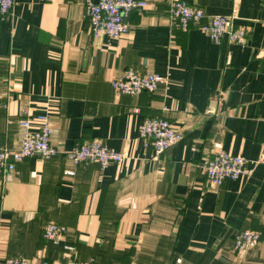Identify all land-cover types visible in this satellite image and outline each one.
<instances>
[{"label": "crops", "instance_id": "obj_1", "mask_svg": "<svg viewBox=\"0 0 264 264\" xmlns=\"http://www.w3.org/2000/svg\"><path fill=\"white\" fill-rule=\"evenodd\" d=\"M146 1L117 38L92 32L87 0H15L0 15V145L17 149L22 122L48 114L62 151L27 157L0 178V260L264 264V0L239 1L244 44L216 43L195 24L174 30L169 0ZM186 1L212 15L233 6ZM127 69L169 84L118 94L112 80ZM150 117L182 133L158 156L141 135ZM94 138L125 160L102 168L65 156ZM218 150L243 155L250 172L213 186L203 161ZM50 222L66 233L46 239ZM246 229L262 238L240 253L236 236Z\"/></svg>", "mask_w": 264, "mask_h": 264}, {"label": "built area", "instance_id": "obj_2", "mask_svg": "<svg viewBox=\"0 0 264 264\" xmlns=\"http://www.w3.org/2000/svg\"><path fill=\"white\" fill-rule=\"evenodd\" d=\"M239 1L233 0L230 14L212 15L198 6L189 4L186 0H169L170 26L174 30H187L191 25H197L210 38L220 43L228 38L231 43L244 44L247 40V28L235 24L238 16ZM15 5V0H0V15L9 16ZM146 0H87L86 17L94 34L105 33L112 38L130 32L128 14L133 10H143L147 7ZM161 84L168 85V76L153 72L139 73L134 69L121 72L112 80V86L118 94L138 95L142 92H155ZM139 108H135L139 112ZM36 119L38 125L33 124ZM25 132L17 149L0 145V178L14 171L17 162L40 155L51 158L62 153L52 144V123L48 114H40L35 118L30 116L22 122ZM141 135L146 147H152L156 156L161 155L182 138V133L168 119L161 117L147 118L141 126ZM65 156L73 163L96 162L102 168L111 163L120 165L126 158L123 152L109 148L101 140L94 138L77 143ZM248 160L241 154L235 155L225 150H218L203 161V167L208 181L221 188L227 181L235 180L250 172ZM72 173V172H68ZM66 233V228L58 223L50 222L43 230L48 240H56ZM262 238V232L246 229L236 236V248L243 253L257 246ZM72 250L71 246H67ZM0 264H31L23 256L6 257ZM41 264H92V261L67 259L58 262L44 261Z\"/></svg>", "mask_w": 264, "mask_h": 264}, {"label": "bare ground", "instance_id": "obj_3", "mask_svg": "<svg viewBox=\"0 0 264 264\" xmlns=\"http://www.w3.org/2000/svg\"><path fill=\"white\" fill-rule=\"evenodd\" d=\"M28 259V258H27ZM29 260V259H28ZM30 261V260H29ZM31 263V262H30ZM32 264V263H31Z\"/></svg>", "mask_w": 264, "mask_h": 264}]
</instances>
